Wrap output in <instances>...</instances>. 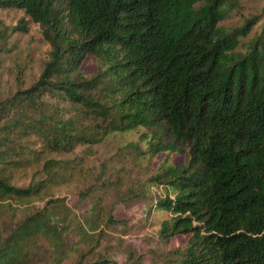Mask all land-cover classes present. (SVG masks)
<instances>
[{
	"label": "trees",
	"instance_id": "1",
	"mask_svg": "<svg viewBox=\"0 0 264 264\" xmlns=\"http://www.w3.org/2000/svg\"><path fill=\"white\" fill-rule=\"evenodd\" d=\"M239 2L0 0V11L30 18L13 31L37 24L51 48L38 75L0 94V207L49 187L17 186L14 171L52 169L54 152L142 128L150 156L187 154L151 178L167 188L155 205L171 214L161 237L188 236L173 264H264V10L222 24ZM87 55L99 63L90 78L81 70ZM83 116L101 121L91 135ZM54 202L0 234V264H35L39 251L36 264H119L89 259L85 244L99 237L79 222L56 223Z\"/></svg>",
	"mask_w": 264,
	"mask_h": 264
},
{
	"label": "rangeland",
	"instance_id": "2",
	"mask_svg": "<svg viewBox=\"0 0 264 264\" xmlns=\"http://www.w3.org/2000/svg\"><path fill=\"white\" fill-rule=\"evenodd\" d=\"M263 10L264 0H240L232 17L222 24L230 28L240 25ZM21 19L30 20L23 10L0 11V94L16 90L19 81L38 75L49 58L51 48L39 25L30 22L28 33L13 31ZM262 25L260 18L245 41H252ZM81 70L86 77L96 75L99 63L95 56L87 55ZM69 110L74 117L80 113L73 105ZM82 118L89 135L99 128L100 120ZM143 131L138 128L113 133L96 143H79L70 152H54L48 156L55 166L52 169L39 164L14 171L13 183L17 186L46 180L49 187L41 198L13 202L12 208L0 207V234L10 233L18 221L52 200L55 202L49 210L56 223L79 222L99 237L97 244H85L84 253L89 259L107 258L119 264H173L188 236L176 235L168 240L161 237L162 223L171 214L155 205L166 197L167 188L151 178L166 165L185 163L187 154L162 152L150 156L139 142ZM69 234L73 236L74 232ZM43 257L39 251L35 264Z\"/></svg>",
	"mask_w": 264,
	"mask_h": 264
}]
</instances>
